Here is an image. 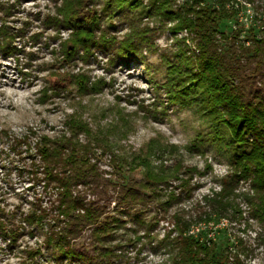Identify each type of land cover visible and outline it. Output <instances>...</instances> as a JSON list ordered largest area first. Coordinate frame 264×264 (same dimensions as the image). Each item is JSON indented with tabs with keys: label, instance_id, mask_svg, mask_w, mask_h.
I'll return each instance as SVG.
<instances>
[{
	"label": "rangeland",
	"instance_id": "374dc122",
	"mask_svg": "<svg viewBox=\"0 0 264 264\" xmlns=\"http://www.w3.org/2000/svg\"><path fill=\"white\" fill-rule=\"evenodd\" d=\"M151 1L143 0L137 8H121L116 0L88 1L98 17L95 42L88 53L81 47L67 61L61 60V44L72 30L56 22L62 19L58 8L63 0L21 1L9 19L20 33L17 46L21 51L0 55V129L19 135L36 133L33 147L42 135L54 141L73 136L76 143L88 146L85 152L110 186L101 202L110 218L106 234L100 236L102 248L95 249L98 245L91 239V229L79 240L93 260L68 257L59 249L42 246L46 228L24 226L14 244L0 233V264H21L28 249L41 246L43 253L27 259V264H105V249L113 251V264H173L177 251L171 239L177 232L171 231L177 216L191 225L190 234H199L219 249L238 251L246 264H264V222L244 200L252 192L250 182L234 175L232 153L217 140L212 117L199 104L183 108L170 100L172 89H178V81L173 88L168 86L173 79L170 67L187 65L194 47L186 31L173 34L174 22L149 14ZM170 1L174 10L184 2ZM203 3L228 11V16L219 19V31H238L241 40L251 34L264 38V0H232L224 6L216 0ZM129 39L134 49L126 60L122 46ZM58 72L66 73L67 80L58 84L54 75ZM78 75L87 79V90L79 88L74 78ZM73 121L83 124L82 128L72 131ZM151 142L169 151L161 160L154 159L155 165L168 168L180 163L197 170L192 192L188 196L183 191L167 205L172 187L157 185L149 192L158 196L146 207L122 210L115 205V186L144 182L146 169L138 166L137 158L148 154ZM9 147L7 140L0 141V209L23 216L41 195L43 205L50 206L56 196L34 183L27 153L19 155ZM225 183L230 190V218H219V208L208 200ZM87 194L88 199L94 198L92 192Z\"/></svg>",
	"mask_w": 264,
	"mask_h": 264
},
{
	"label": "trees",
	"instance_id": "16d2710c",
	"mask_svg": "<svg viewBox=\"0 0 264 264\" xmlns=\"http://www.w3.org/2000/svg\"><path fill=\"white\" fill-rule=\"evenodd\" d=\"M21 1L24 0H0V55L4 57L21 51L17 46L20 33L9 22ZM88 1L92 0H63V5L58 8L62 19L56 18V22L65 23L72 30L70 37L61 44L62 61L73 59L81 47L88 53L95 42L98 17L96 10L88 7ZM116 1L121 8L126 5L137 8L143 2ZM216 1L221 6L232 2ZM148 7L149 14L153 12L174 22V35L186 31L194 47L192 55L185 61L187 65L170 67L173 79H170L168 86L173 88L178 81V89L171 91V102L183 108L199 104L201 110L212 117L211 128L216 130L217 140L232 153L230 164L234 175L250 182L252 192L246 194L244 200L263 223L264 38L258 39L251 34L241 40L238 31L232 34L219 31V19L223 14L228 16V11L212 9L203 0H184L177 10L173 9L170 0H152ZM133 49L131 39L123 42L122 54L126 60L131 58ZM54 75H57L58 84L67 80L66 73ZM74 78L80 89L87 90L85 77L78 75ZM80 125L83 124L71 122V130L78 129ZM224 129H227V134ZM33 135L37 136L34 132L12 135L8 130L0 129V141L7 140L9 148L19 155L27 153L34 183L42 184L45 192L55 195L56 199L51 201L50 206H45L41 195L40 199L31 203V209L20 217L17 216L18 211L0 209V233L14 244L22 235L24 226L46 228L42 246L59 249L68 257L93 260L89 257L88 247L81 245L79 240L86 230L91 229V239L99 246L95 249L102 248L100 236L106 234L110 218L107 206L101 203L106 199L110 187L108 181L104 179L97 163L85 152L89 151L88 146L76 143L73 136L54 141L42 135L33 147ZM150 144L148 154L137 158L140 161L138 166L146 169L144 182L128 183L118 188L115 186V205L122 210L146 207L158 196L154 197L156 192H149L157 185L172 187L167 205L178 199L183 191L188 196L192 192L191 181L197 170L180 163L168 168L155 165V160H161L162 155L169 151L167 146H159L157 142ZM80 151H83L82 155ZM176 181L179 183L174 187L173 182ZM174 188H179L180 193H176ZM88 192H92L93 199L87 198ZM229 194L225 183L222 190L208 200L211 206L217 205L219 208V218H230ZM190 226L176 217L171 231L177 232V236L171 239L172 248L177 251L173 264H246L238 251L219 249L216 243L203 240L199 234H190ZM32 231L30 234L33 235ZM42 246L28 249L25 252L26 259L21 264H27V259L34 260L41 255ZM112 252L111 249H105V264H113Z\"/></svg>",
	"mask_w": 264,
	"mask_h": 264
},
{
	"label": "bare ground",
	"instance_id": "6f19581e",
	"mask_svg": "<svg viewBox=\"0 0 264 264\" xmlns=\"http://www.w3.org/2000/svg\"><path fill=\"white\" fill-rule=\"evenodd\" d=\"M31 132H32V131H31ZM12 135H19V134L12 133Z\"/></svg>",
	"mask_w": 264,
	"mask_h": 264
}]
</instances>
